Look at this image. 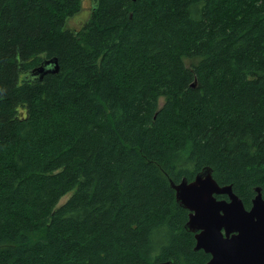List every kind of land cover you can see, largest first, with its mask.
<instances>
[{
    "label": "trees",
    "instance_id": "obj_1",
    "mask_svg": "<svg viewBox=\"0 0 264 264\" xmlns=\"http://www.w3.org/2000/svg\"><path fill=\"white\" fill-rule=\"evenodd\" d=\"M76 9L0 0V264H207L171 182L264 198V0Z\"/></svg>",
    "mask_w": 264,
    "mask_h": 264
},
{
    "label": "water",
    "instance_id": "obj_2",
    "mask_svg": "<svg viewBox=\"0 0 264 264\" xmlns=\"http://www.w3.org/2000/svg\"><path fill=\"white\" fill-rule=\"evenodd\" d=\"M60 71L58 58L43 62L33 70L41 80ZM176 201L189 211L185 225L195 235V250L211 256L207 264H264V198L255 189L247 209L232 186H220L212 169L204 168L193 181L171 182ZM218 196H227L219 199ZM173 260L157 264H172Z\"/></svg>",
    "mask_w": 264,
    "mask_h": 264
},
{
    "label": "clouds",
    "instance_id": "obj_3",
    "mask_svg": "<svg viewBox=\"0 0 264 264\" xmlns=\"http://www.w3.org/2000/svg\"><path fill=\"white\" fill-rule=\"evenodd\" d=\"M99 0H77V9L63 15L60 25L61 31H67L73 35L86 31V25L92 19V11L98 6ZM43 56L45 53H39Z\"/></svg>",
    "mask_w": 264,
    "mask_h": 264
},
{
    "label": "rangeland",
    "instance_id": "obj_4",
    "mask_svg": "<svg viewBox=\"0 0 264 264\" xmlns=\"http://www.w3.org/2000/svg\"><path fill=\"white\" fill-rule=\"evenodd\" d=\"M160 104H161V105L164 104V99H163V98L160 100ZM73 193H74V191H72V192H70L69 194H67L66 196H64V197L60 200V202H59V206L65 204V203L70 199V197L73 195Z\"/></svg>",
    "mask_w": 264,
    "mask_h": 264
}]
</instances>
